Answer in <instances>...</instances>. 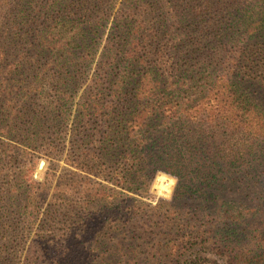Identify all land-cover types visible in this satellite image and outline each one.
<instances>
[{"label": "trees", "instance_id": "trees-1", "mask_svg": "<svg viewBox=\"0 0 264 264\" xmlns=\"http://www.w3.org/2000/svg\"><path fill=\"white\" fill-rule=\"evenodd\" d=\"M2 140L0 264H264V0H0Z\"/></svg>", "mask_w": 264, "mask_h": 264}, {"label": "rangeland", "instance_id": "rangeland-1", "mask_svg": "<svg viewBox=\"0 0 264 264\" xmlns=\"http://www.w3.org/2000/svg\"><path fill=\"white\" fill-rule=\"evenodd\" d=\"M42 95L43 96L50 95V92L45 90V92H43ZM77 95H78V92H77ZM1 144H4L3 146L6 150L4 151L3 154H0V159L1 158L3 159L2 161H0V191L2 192L1 190L2 187H5L13 182H16V180H14L13 177H15L16 173L19 170H22L25 173V178L30 177L31 179L35 181H42L45 176L47 180V184H48L47 192L44 195L37 197V200L35 201L36 207L38 206L37 208L41 213L44 207L48 206V203H50V198L55 189L54 185H56V182L58 181V176L60 174V170L62 166L64 165L63 154L65 152H62L60 158L55 159L57 156L56 154H53V153H56L55 151L57 150H54V152L51 150H46V149L44 150L42 146H37L34 149L33 148L30 149V148H27L19 144L18 142L9 143V141H6V140H2V143H0V145ZM47 152L52 153V155L49 154L50 156H47L48 155ZM10 156H12V158H10ZM40 160H42L44 164L42 168L38 169L37 165ZM160 174L167 175L168 177L171 178L170 187L166 194L159 193L154 190V184L157 181V177ZM12 180L13 182H11ZM174 183H175V180L172 176H170L169 174L165 172L157 171L153 175V177L151 178L148 184L147 190L144 194V200L151 202V204H154L156 201H160L162 203L170 202L172 198V190H173ZM36 186L37 185L35 184L33 185V190L36 188ZM29 190H31V187H29ZM40 216L41 215L37 216L33 221H31L27 225L29 237L24 242L25 246H27L30 240V236H32V233L34 232L37 226V223L39 222ZM88 231H89V235H91L95 231V228L91 227V229L87 230V232ZM72 242L76 243L77 245H82L83 243L80 241H76V242L72 241ZM72 242H68L66 240L60 241V243H62L64 246H68L70 245L68 243H72ZM138 251H139L138 256H137L139 260L138 264H144V262L146 261L142 260L143 259V252H142L143 246L140 249H138ZM21 259L22 257L20 258V260Z\"/></svg>", "mask_w": 264, "mask_h": 264}, {"label": "water", "instance_id": "water-1", "mask_svg": "<svg viewBox=\"0 0 264 264\" xmlns=\"http://www.w3.org/2000/svg\"><path fill=\"white\" fill-rule=\"evenodd\" d=\"M43 164H44V162L42 160H40L38 162V165H37L38 169L42 168Z\"/></svg>", "mask_w": 264, "mask_h": 264}]
</instances>
